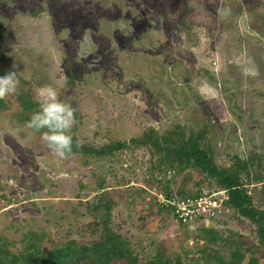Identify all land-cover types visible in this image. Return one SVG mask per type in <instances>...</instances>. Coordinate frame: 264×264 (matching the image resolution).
Instances as JSON below:
<instances>
[{"label": "rangeland", "instance_id": "374dc122", "mask_svg": "<svg viewBox=\"0 0 264 264\" xmlns=\"http://www.w3.org/2000/svg\"><path fill=\"white\" fill-rule=\"evenodd\" d=\"M9 71L20 84L0 99V250L90 245L109 227L139 264H264L257 225L234 209L182 224L157 203L221 190L217 178L132 142L198 138L219 170L246 166L264 211V0H0V76ZM47 85L75 109L76 143L124 148L57 158L25 127Z\"/></svg>", "mask_w": 264, "mask_h": 264}, {"label": "trees", "instance_id": "16d2710c", "mask_svg": "<svg viewBox=\"0 0 264 264\" xmlns=\"http://www.w3.org/2000/svg\"><path fill=\"white\" fill-rule=\"evenodd\" d=\"M133 143L150 145L154 149V155L159 156V164L172 167L177 164L179 170L190 167L199 168L210 177L218 180V189L228 190L230 200L227 206L237 211L242 217L250 220L258 227L260 240L264 246V211L255 207L251 188L253 184L241 179L240 172L246 166L238 163L236 166L219 170L214 164L211 150L201 146L198 138L191 136L186 139L182 136L180 142L173 143L168 138L144 137L132 140ZM73 139V151L82 150L86 153H96L98 157L112 154L124 148V144L118 143L108 145L98 150H90L83 147H76ZM72 151V152H73ZM171 177H175V171L169 169ZM251 186V187H250ZM255 190V189H253ZM167 196L178 199L184 198L183 193L169 192ZM201 193L190 195L191 197L200 196ZM167 210V208H165ZM156 258L150 264H168ZM116 261H125L127 264H139V260L134 256L128 241L120 234L115 233L109 227H106L101 240L95 241L90 245H79L76 241H70L63 247H58L51 251H44L41 248L31 249L24 252V255L15 256L8 252L0 250V264H113ZM206 264H240L239 260L235 262H226L223 259L215 258L214 261H207ZM248 264H258V260L253 258Z\"/></svg>", "mask_w": 264, "mask_h": 264}, {"label": "clouds", "instance_id": "9594fccd", "mask_svg": "<svg viewBox=\"0 0 264 264\" xmlns=\"http://www.w3.org/2000/svg\"><path fill=\"white\" fill-rule=\"evenodd\" d=\"M20 81L16 71L0 76V99L15 94ZM38 109L26 122L25 127L41 134V139L53 154L63 160L73 151L71 130L76 123L75 109L59 99L58 91L51 85L43 86L36 92ZM79 143L76 147H80Z\"/></svg>", "mask_w": 264, "mask_h": 264}, {"label": "built area", "instance_id": "2783aa9c", "mask_svg": "<svg viewBox=\"0 0 264 264\" xmlns=\"http://www.w3.org/2000/svg\"><path fill=\"white\" fill-rule=\"evenodd\" d=\"M156 199L157 203L167 208L180 223L188 224L222 218L229 209L227 202L230 196L228 190H217L206 195L178 199L161 192Z\"/></svg>", "mask_w": 264, "mask_h": 264}]
</instances>
